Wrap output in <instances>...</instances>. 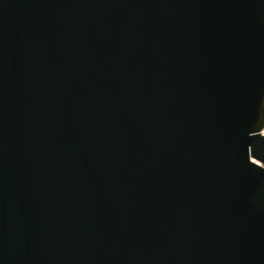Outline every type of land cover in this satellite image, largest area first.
<instances>
[{
	"label": "water",
	"instance_id": "1",
	"mask_svg": "<svg viewBox=\"0 0 264 264\" xmlns=\"http://www.w3.org/2000/svg\"><path fill=\"white\" fill-rule=\"evenodd\" d=\"M264 0H0V264H264Z\"/></svg>",
	"mask_w": 264,
	"mask_h": 264
},
{
	"label": "built area",
	"instance_id": "2",
	"mask_svg": "<svg viewBox=\"0 0 264 264\" xmlns=\"http://www.w3.org/2000/svg\"><path fill=\"white\" fill-rule=\"evenodd\" d=\"M260 136H264V127L263 129L258 133Z\"/></svg>",
	"mask_w": 264,
	"mask_h": 264
}]
</instances>
